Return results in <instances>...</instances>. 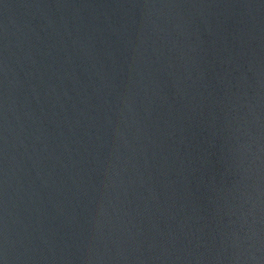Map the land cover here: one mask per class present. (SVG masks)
<instances>
[{"label": "water", "instance_id": "1", "mask_svg": "<svg viewBox=\"0 0 264 264\" xmlns=\"http://www.w3.org/2000/svg\"><path fill=\"white\" fill-rule=\"evenodd\" d=\"M4 264H264V0H0Z\"/></svg>", "mask_w": 264, "mask_h": 264}, {"label": "snow or ice", "instance_id": "2", "mask_svg": "<svg viewBox=\"0 0 264 264\" xmlns=\"http://www.w3.org/2000/svg\"><path fill=\"white\" fill-rule=\"evenodd\" d=\"M0 264H4V261H3V259H0Z\"/></svg>", "mask_w": 264, "mask_h": 264}]
</instances>
